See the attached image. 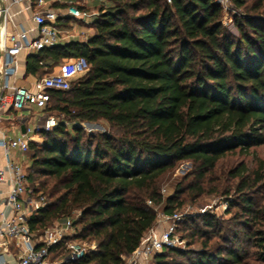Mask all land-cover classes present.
I'll use <instances>...</instances> for the list:
<instances>
[{"label": "trees", "instance_id": "trees-1", "mask_svg": "<svg viewBox=\"0 0 264 264\" xmlns=\"http://www.w3.org/2000/svg\"><path fill=\"white\" fill-rule=\"evenodd\" d=\"M108 1L86 41L41 47L24 69L49 75L80 56L89 64L68 90L48 92L43 111L57 124L37 132L28 152V186L47 202L31 216V230L71 218L79 238L97 244L72 264H125L154 227L156 208L165 203L172 214L182 205L180 192L164 198L159 188L176 163L192 161L202 179L237 149L264 145V0H231L245 10L234 20L237 35L223 25L219 0ZM102 121L117 134L86 135L80 125ZM247 173L244 165L232 172L248 217L234 239L242 233L264 262V210L247 195L263 174ZM203 223L217 226L213 217ZM209 238L198 251L156 254V263L171 264L175 254L182 264H244L237 248L211 251Z\"/></svg>", "mask_w": 264, "mask_h": 264}, {"label": "built area", "instance_id": "built-area-1", "mask_svg": "<svg viewBox=\"0 0 264 264\" xmlns=\"http://www.w3.org/2000/svg\"><path fill=\"white\" fill-rule=\"evenodd\" d=\"M49 0H10L11 4H26L32 11V21L38 30V37L30 40L25 32L17 35L2 34L1 51L4 55L2 69V90L8 91L10 101L0 95V111L6 107L20 112L36 106L45 110L49 101L50 90H68L72 79L83 75L89 64L85 57L71 59L62 65L60 72L49 74L37 80L32 89L15 84L19 73L17 56L23 51H36L41 47H53L71 41H82L80 35L64 30L61 21L72 18L85 24H94L100 15L87 10L84 4L69 3L65 10L48 4ZM100 2L103 0H92ZM170 1V0H168ZM224 9H230L231 0H219ZM9 15V6L0 9V15ZM9 42V44H8ZM57 124L53 116H47L37 123L34 129L27 128L23 136L9 137L2 126L0 113V184H8V190L0 203V264H72L82 260L97 250L95 242L79 238V230L73 225V219L67 218L38 234L31 230L29 220L40 208L46 206L44 196L33 194L28 186V164L13 155L19 151L27 155L30 142L39 131H49ZM148 204L151 205L149 201ZM11 211V215L7 213ZM181 215L178 213H157L156 224L144 234L138 248L124 257L125 264H144L151 257L167 249L177 247L175 236ZM16 250V254L13 250ZM56 254V255H55ZM53 255L56 256L52 259ZM14 256L13 262L9 257Z\"/></svg>", "mask_w": 264, "mask_h": 264}, {"label": "rangeland", "instance_id": "rangeland-1", "mask_svg": "<svg viewBox=\"0 0 264 264\" xmlns=\"http://www.w3.org/2000/svg\"><path fill=\"white\" fill-rule=\"evenodd\" d=\"M79 1H86L87 10L98 14L110 4L108 0L100 2L92 0ZM250 6L252 7V4ZM56 7L64 8L62 5ZM244 11V9H236L233 6L227 10L223 8L222 23L235 35H237L234 26L235 17L243 15ZM93 26L94 24L92 23L85 24L75 20L71 31L80 35L79 38L82 41H86L89 36L95 33ZM77 77L79 76L74 77L72 81ZM19 84L21 85L20 82ZM53 114L54 116H58V112ZM36 125L35 123H31L30 126L34 129ZM80 125L86 135L106 132L117 134V131L111 129L108 123L104 121L82 123ZM69 129H71V125H69ZM262 163H264V145L253 147L247 153H243L240 149H237L234 153H230L221 159L216 167L202 179L197 178L198 170L192 161L178 162L171 170L165 173L159 180L160 192L164 198L175 196L177 192H180L179 199L182 201L181 206L175 205L174 212L172 213L181 215V221L178 222L175 232V236L178 238L175 249L184 251L201 250L202 242H205L210 237L209 249L211 251L229 246L237 248V252L243 256L244 264H264L258 257V250L252 247L251 243L241 236L242 233L238 241L234 239L235 233L244 232L240 224H243L242 222L248 217L244 215L242 210L244 203L240 199L241 195L236 190L240 180L232 177V172L241 165L248 168L246 175L250 180L256 178V172L263 174V180L252 191L248 192L247 195L252 198L254 206L264 210V168L260 169ZM165 205L163 203L156 208L158 214L164 213ZM79 215V212L76 211L72 217L76 219ZM205 216L215 219V222H217L216 228H209L203 223ZM154 227L162 228L161 225H157L156 223ZM163 252L167 251L164 250ZM154 257H151L144 264H157ZM167 260L171 264H182L185 262L183 257L175 254H170Z\"/></svg>", "mask_w": 264, "mask_h": 264}, {"label": "crops", "instance_id": "crops-1", "mask_svg": "<svg viewBox=\"0 0 264 264\" xmlns=\"http://www.w3.org/2000/svg\"><path fill=\"white\" fill-rule=\"evenodd\" d=\"M69 3L73 4H84L85 6H80L82 8L87 7L86 1L81 2L79 0H49L48 4L49 6L56 7V6H64V8H57L61 10H65L66 7L69 5ZM9 6V15L2 16L0 15V31H2V34L4 31L7 35H17L22 32H25L27 34V37L30 40H34L38 37V30L36 26L34 25L32 21V11L26 4H14L12 5L10 0H0V9H2L3 6ZM74 19L72 18H66L62 20L61 27L64 30H72V27L74 25ZM9 44V42H8ZM1 45V39H0V48ZM36 51H23L20 55L17 56V61L19 64V73L16 76L15 84L18 86H24L26 88L32 89L34 83L41 79L42 77L46 76L47 73H44L43 71L40 72L38 75H29L25 76V62L26 58L29 54L34 53ZM4 55L1 51L0 56V95H4L6 98V101L9 102L10 98L8 96V91L2 90V69L4 64ZM69 61V60H67ZM66 60L60 63L59 65H56L53 67L52 72L50 74L58 73L60 72L62 65L67 62ZM21 83V85L19 84ZM1 118H2V126L4 127L7 135L9 137H15V136H23L25 133L22 131V127H25V130L27 128H31V123H39L44 121V119L49 116V113L44 112L40 109H38L36 106L28 107L27 109L15 112L14 110L10 109L9 107H6L0 111ZM40 137L37 135L34 137L32 141H39ZM13 155L15 158H18L20 161H24V163H27L29 166V158L28 154L24 155L19 151H14ZM3 165L2 160L0 161V166ZM8 190V184L2 183L0 184V203L2 201V198L5 195V192ZM7 213L11 215V211L7 210ZM13 253L16 254V250H13ZM15 259L14 256L9 257V261L13 262Z\"/></svg>", "mask_w": 264, "mask_h": 264}, {"label": "water", "instance_id": "water-1", "mask_svg": "<svg viewBox=\"0 0 264 264\" xmlns=\"http://www.w3.org/2000/svg\"><path fill=\"white\" fill-rule=\"evenodd\" d=\"M2 9H4V6L2 7ZM2 16H3V14H2ZM0 39H1V31H0ZM0 56H1V48H0ZM22 131H23V133H25V127L23 126L22 127Z\"/></svg>", "mask_w": 264, "mask_h": 264}]
</instances>
